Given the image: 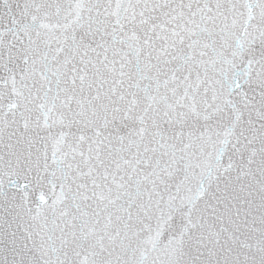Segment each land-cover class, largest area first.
<instances>
[{
	"label": "snow or ice",
	"instance_id": "1",
	"mask_svg": "<svg viewBox=\"0 0 264 264\" xmlns=\"http://www.w3.org/2000/svg\"><path fill=\"white\" fill-rule=\"evenodd\" d=\"M0 264H264V0H0Z\"/></svg>",
	"mask_w": 264,
	"mask_h": 264
}]
</instances>
